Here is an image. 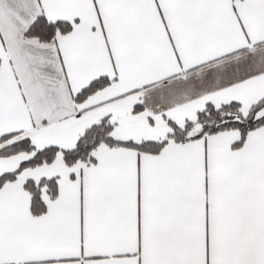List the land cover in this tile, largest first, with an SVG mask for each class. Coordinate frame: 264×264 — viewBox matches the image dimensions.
Listing matches in <instances>:
<instances>
[{"label": "snow or ice", "instance_id": "snow-or-ice-1", "mask_svg": "<svg viewBox=\"0 0 264 264\" xmlns=\"http://www.w3.org/2000/svg\"><path fill=\"white\" fill-rule=\"evenodd\" d=\"M0 264H264V0H0Z\"/></svg>", "mask_w": 264, "mask_h": 264}]
</instances>
